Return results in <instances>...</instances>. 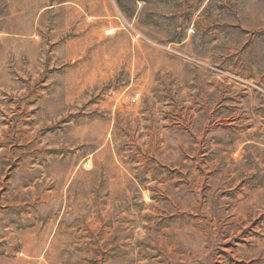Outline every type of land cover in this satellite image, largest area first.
<instances>
[{
  "label": "rangeland",
  "instance_id": "374dc122",
  "mask_svg": "<svg viewBox=\"0 0 264 264\" xmlns=\"http://www.w3.org/2000/svg\"><path fill=\"white\" fill-rule=\"evenodd\" d=\"M0 264H264V0H0Z\"/></svg>",
  "mask_w": 264,
  "mask_h": 264
},
{
  "label": "built area",
  "instance_id": "2783aa9c",
  "mask_svg": "<svg viewBox=\"0 0 264 264\" xmlns=\"http://www.w3.org/2000/svg\"><path fill=\"white\" fill-rule=\"evenodd\" d=\"M138 96V94H135V96L133 97V100H136V97Z\"/></svg>",
  "mask_w": 264,
  "mask_h": 264
}]
</instances>
